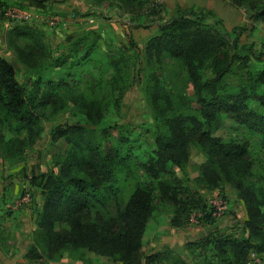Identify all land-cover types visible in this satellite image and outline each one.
I'll return each mask as SVG.
<instances>
[{"label": "trees", "instance_id": "1", "mask_svg": "<svg viewBox=\"0 0 264 264\" xmlns=\"http://www.w3.org/2000/svg\"><path fill=\"white\" fill-rule=\"evenodd\" d=\"M36 1L44 5V0ZM240 1L231 0L234 4ZM12 6L20 7L15 1L1 2V15L8 17L5 10ZM110 6L119 14L125 11L131 15V24L147 26V22L134 20L135 15H144L157 26L144 46L142 91L155 120V129L153 153L141 163L142 170L160 179L159 191L178 209L181 205L177 193L162 177L172 174L175 168L184 169L190 160L191 146L199 148L206 156L202 171L209 188H214L219 178L231 182L241 193L247 211L244 219L247 235H218L212 241L213 254L230 263L243 261L251 247L264 251V195L242 189L252 169L249 143L214 134L223 115L238 124L256 126L264 133V94L257 92V87L264 83V67L249 71L246 83L232 86L226 81L236 61L246 65L250 56L240 51V27L234 26V35L230 36L222 26L205 23L203 19L207 16L214 21L212 10L202 14L177 9L165 18L166 6L155 0H111ZM250 16L264 18V2H255ZM10 34L14 40L24 38L22 45H15L18 57L33 59L38 53H47L42 31L31 22L17 23ZM98 38L91 29L76 36L69 47L73 53L70 65L81 64L96 49ZM128 41L131 47L138 48L130 33ZM77 52L81 54L77 56ZM252 54L259 59L257 54ZM162 56L167 62L161 61ZM123 59L110 63L115 71L111 88L120 94L136 80L140 70ZM164 72L168 74L166 78ZM34 73L29 86L22 84L15 65L0 55V141L2 130L28 133L35 138L42 130L37 108L62 83H67L61 77H46L44 70ZM181 79L185 81L183 86L178 85ZM185 84L190 86V92L183 88ZM107 96L81 98L84 122H67L53 129V139L63 138L66 147L53 157L56 169L30 175L29 185L40 188V203L26 256L40 258L46 254L59 259L67 253L87 260L85 254L91 251L122 264L142 261L188 264L170 246L142 252L143 236L153 211V190L137 173L139 164L131 153L130 140L117 135L113 141L109 131L114 125L98 126L107 106L115 103L111 93ZM253 99L258 105L251 104ZM8 140L1 141L6 151L11 149L14 139ZM23 192L24 188L20 194ZM4 210L15 211L6 207ZM203 210V218L211 216L209 207ZM181 223L176 210L171 224Z\"/></svg>", "mask_w": 264, "mask_h": 264}, {"label": "rangeland", "instance_id": "2", "mask_svg": "<svg viewBox=\"0 0 264 264\" xmlns=\"http://www.w3.org/2000/svg\"><path fill=\"white\" fill-rule=\"evenodd\" d=\"M7 1H15L20 8L32 12L35 7L40 6L36 0H0V3L6 4ZM155 1L166 6L163 0ZM165 1L166 4L172 6L171 8L166 6L167 11L163 14L165 18H169L177 9H186L202 14L212 10L215 23L210 16L203 19L205 23L222 26L229 31L230 36L234 35L232 32L234 26L240 27L238 29L241 33L239 37L240 51L250 56L246 65H243L241 61H236L232 71L226 76V81L229 84L236 86L246 83L249 81V71L255 72L264 67V18L250 16L253 4L257 1L263 3L264 0H241L240 4H234L231 0ZM110 3L111 0H83V5L79 4L78 8L73 7L69 15L66 16L71 21L67 28L57 26L48 29L49 27H45L43 24L38 25L39 21H35L32 16L27 19H16L5 17L0 13V55L15 65L18 80L29 86L36 75L34 72L44 70L45 76L48 78L58 79L61 77L67 81V83H62L59 89L37 108L38 124L42 130L35 138L28 133L15 134L10 130L1 132V141L7 142L10 138L14 140H11L13 146L8 151L0 141V249L17 253L20 256L19 261H21L17 264H122L119 260L91 251H87L85 254L87 260L70 256L67 253H64L59 259L51 258L46 254L40 258H29L26 256V249L35 227V209L30 216L23 217L28 220L21 221L20 225L17 219L19 215L13 216L14 211L4 210V200L9 199L8 195L15 193V199L20 195L22 188H28L33 197L32 204H26L22 208L28 210L36 205V198L40 197V188L29 185L30 175L51 168L56 169L53 157L55 154L62 153L66 147V141L63 138L53 139V129L57 125L67 122H84V115L80 111L81 98L89 100L96 97H108L107 95L111 93L115 98V103L107 106L98 126L103 128L114 125L109 131L111 132L109 137L113 141L116 140L117 135L125 136L130 140L131 153L139 164L137 173L153 190V211L143 236V254L163 249L165 246L174 249L175 246L184 244L189 250L188 255H191L190 264H264V251H259L257 246L251 247L246 258L241 262L226 263L218 255L213 254L215 250L211 246L212 241L218 235L235 237L247 235L248 228L244 224L247 211L240 196L241 193L239 194L231 182L219 178L216 186L209 188L205 172L202 171V163L206 160L203 151L191 146L190 160L186 167L184 169L175 168L172 174H164L162 177L172 184V189L177 193V200L181 205L178 209L159 191L158 181L160 179H154L142 170L141 163L153 153L155 129V120L142 91L144 46L157 26L155 22H149V16L144 15H135L134 20H139L142 23L147 22V26L131 24L129 22L132 18L131 15L125 11L119 14L116 9L110 6ZM75 16L78 18L84 16L85 18L74 21ZM24 21L31 22L42 31L46 54L38 53L33 59L17 56L15 45H22L24 38L14 40L10 30L17 23ZM87 29L97 33L99 37L97 47L81 64L71 66L70 61L73 59V53L69 52L70 44L76 36ZM128 33L132 35L138 48L130 46ZM251 53L257 54L259 59ZM80 54L81 52L76 53L77 56ZM121 57L124 58V61H129L131 65H137L140 70L136 80L131 81V84L120 94L116 89L111 88L115 71L110 63L115 59H121ZM161 61L167 62V58L162 56ZM164 73L163 78H166L168 74ZM209 74H211L210 71ZM168 78L170 80L169 76ZM181 80L178 81L179 86L184 85L185 81ZM185 87L186 84L183 88ZM186 91L190 92V86L186 87ZM257 92L264 94V83L257 87ZM258 103L255 99L251 100L252 105H258ZM214 134L220 138H231L249 143L252 169L245 177L242 189L256 195H264V133L261 129L256 126H248L247 123L238 124L230 117L223 115ZM7 156L10 157V160L6 159ZM13 182H15L14 185ZM191 201L199 204L195 205ZM217 201L224 202L225 208L218 209L215 204ZM201 205H203L202 208ZM207 207L210 209L211 216L203 218L201 215L198 217L197 213L201 211L204 215L205 210L203 209H207ZM176 210L179 220L182 222L179 226L171 224V217ZM218 210L219 214L213 215V212ZM192 217L196 220L193 221ZM20 228L22 231L28 229V242L24 235L26 232H16ZM18 233L21 236L19 242L17 240L20 238ZM252 240L253 242L258 241ZM140 264L145 263L142 261ZM152 264L166 263L155 262Z\"/></svg>", "mask_w": 264, "mask_h": 264}, {"label": "crops", "instance_id": "3", "mask_svg": "<svg viewBox=\"0 0 264 264\" xmlns=\"http://www.w3.org/2000/svg\"><path fill=\"white\" fill-rule=\"evenodd\" d=\"M163 1L165 2L164 4L166 6H168L170 8L172 7L169 4H166V1L165 0H163ZM79 4H82L83 5V0H76V1L75 0H44V5L43 6H39V7H35V9H37L38 11H40L42 14H53V13L60 14L61 18L66 21L65 28H67L69 26V24H71L70 23L71 21H69L68 20L69 18H67L66 16L69 15V13L71 12L70 10L73 7H77L78 8L80 6ZM84 18H85L84 16H81L79 18H78V16H75V18H73V19H74V21H76V20H83ZM38 24L41 25L40 23H38ZM43 26L49 27V26H47L45 24H43ZM48 29H50V27ZM52 29L54 30V28H52ZM12 184L14 185L15 182H13ZM14 196H15V193H10L8 195V197H9L8 200H13L14 199ZM36 200H37L36 201L37 203L35 202L36 205L35 206L33 205L31 207V209H28L27 210L26 208H20V209H16L13 212V216H18V215L20 216V217L19 216L17 217V219L19 221V223H18L19 225L22 223L21 221L28 220L27 218L24 219L23 217L30 216V214H32V211H34V209L36 211V208L38 207V205L40 203V197L38 196L36 198ZM34 217H35V213H34ZM223 221H227V220H223ZM16 232H20V233L26 232L24 235L26 236V238L28 236V229H27V231H25V230L22 231V228H20ZM20 233H18V235L20 237V238L17 239L18 242L21 239ZM12 234L14 235L13 232H12ZM28 241H29V239L27 238V242ZM174 249L178 253H180L181 255H183L185 257V259L187 260L188 264H190V262H191V258H190L191 255L190 256L188 255L189 254L188 253L189 250H188V248L185 247L184 244L183 245H177V246L174 247ZM14 250L17 251L16 248H14ZM19 258H20V256L17 253L14 254V252L13 253H10V252L5 251L4 249H0V264H17V263L21 262V261H19L20 260Z\"/></svg>", "mask_w": 264, "mask_h": 264}, {"label": "built area", "instance_id": "4", "mask_svg": "<svg viewBox=\"0 0 264 264\" xmlns=\"http://www.w3.org/2000/svg\"><path fill=\"white\" fill-rule=\"evenodd\" d=\"M5 14L10 18H16V19H20V18L27 19V18H31L32 16L35 19V21H39L37 23H40V24L43 23L49 27H57V26L66 25V21L61 18L60 14H57V13L42 14L37 9H34L32 12L25 8L12 6L5 10ZM29 203L30 204L32 203V196H31V192L29 191V189L26 188L24 189V192L18 195L15 199L5 202L4 207L10 208L12 210H16L19 207L24 206ZM215 204H216V207L221 210L225 208L226 206V204L221 201H217ZM219 212H220L219 210L214 211L213 215L216 216L217 214H219ZM201 215H202V212L199 211L197 213V216L199 217ZM192 220L195 221L196 219L192 217Z\"/></svg>", "mask_w": 264, "mask_h": 264}]
</instances>
